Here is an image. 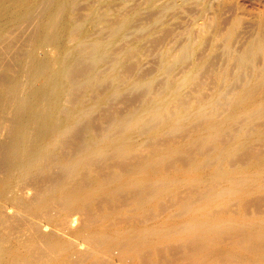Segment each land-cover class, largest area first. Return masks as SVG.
Masks as SVG:
<instances>
[{"label": "bare ground", "instance_id": "bare-ground-1", "mask_svg": "<svg viewBox=\"0 0 264 264\" xmlns=\"http://www.w3.org/2000/svg\"><path fill=\"white\" fill-rule=\"evenodd\" d=\"M105 1L0 0V264H264V58L226 110L225 74L208 97L182 95L203 58L100 134L109 100L156 80H122L142 45L115 43L138 10L109 21ZM90 24L110 38L91 42ZM260 31L230 60H258Z\"/></svg>", "mask_w": 264, "mask_h": 264}, {"label": "rangeland", "instance_id": "rangeland-1", "mask_svg": "<svg viewBox=\"0 0 264 264\" xmlns=\"http://www.w3.org/2000/svg\"><path fill=\"white\" fill-rule=\"evenodd\" d=\"M86 1L87 0H82V1L78 0L77 9H79V10H77V12L79 11V13L80 12L82 13L86 10L85 7H86V5L89 4V2H86ZM88 1H90L91 4L93 3L92 2L93 0H88ZM117 2H118V4H117ZM149 2H150L149 0H107V1L103 2V4L99 8V11H101V9H102V11H101L102 13L108 12V9H109L110 16H108V18H109L108 20L109 21L111 20L113 22L118 17L123 16L122 18H125L128 16H131V14H133L134 11L138 10V13L134 18V20H136V21L134 22V20H133V22L131 23V27L128 29V32L126 34L125 39L117 40L115 43V47H116L115 50H117V48L123 50L124 45L132 44L135 42H138L139 46L142 45V47L138 46L139 48L137 50L132 51L133 53L129 52L131 55L136 54L135 56L134 55L131 56L128 53V55L131 57H128L129 59H127L125 61V64H127V65H125L126 67L125 66L122 67V70L124 72H122V70H121V74L123 73L122 76L125 75L124 78L126 77L125 79L123 78L122 80L124 81V80H128L130 78H134L137 81H143V80H147V79L152 78V77H155L157 80V81L155 80L157 83H154L155 82L154 81L151 85H149L147 87L144 85H136V86H132V88L130 87L131 89L127 88L124 90L126 93H123L124 92L123 91L122 92L123 94L121 93L119 96L113 97L111 99V101L109 100L110 102L108 101V104L109 105L111 104V105L109 106L107 104L108 106L106 105L104 107L105 109L103 108L105 111H103V109H102L103 112L100 111L98 113V115L95 114V116H97V117L94 116L95 120L100 122L104 119V117L106 116L105 114L107 112H108V114H110V116L108 115L109 117H107L109 119V121H108V119H104V120H107V122H108V123L106 122L107 124L103 123V122H105L104 120L102 122H100V127H99V129L101 130L100 134H103L109 128L112 120L120 118L123 120V124H125V121H126L125 119H126L127 115L131 111L139 108L142 101L145 98H151V97L159 95V93H162V90H163L162 84L165 81L169 80L170 78H172V80H173V78H174V80L181 79L184 76L183 74L187 73V70H189L188 68H191L193 63L202 61L203 58H204L203 68L205 70L203 71V68H202L201 72H203V73H199L198 76L200 74H202V75L200 77L197 76L195 79L196 83L198 84V82H199L198 79L200 80V78H201L202 83L199 82L198 85L196 84L197 87L195 86V88H197V90H195V88L193 86L195 84L191 83L190 85H188L184 88V91L182 89V93L188 89L187 90L188 93L186 95H184L185 93H183L182 95L185 96V97L183 96L184 98L191 97L189 99L195 100L196 97H198L197 95H199L200 93H203V91H204L206 96H205V94H202V96L208 97V96L212 95L211 93H213L219 86H221L220 84H222V83H221V80L219 81V79H220L219 77H221L223 74H225L228 77L227 79H228V84H229L225 88V92H228V91L229 92L225 93L226 100L223 101L224 103L223 102L221 103V109L222 110H226L228 108L229 102L233 99L235 93L237 91H239L240 88H242L246 84V82H248V79L251 78L253 70L255 68H260L261 64L263 66L262 61L264 58V54L260 55L261 57L263 56L262 58L260 56L256 57V58L260 57L261 60L259 58L258 60L257 59L253 60V62L251 64H248V65H252L251 67L248 65L240 67L236 62L231 61L230 60L231 58H229V57L234 56V55H235L234 57H236L237 54L238 55L242 54L245 51V49L250 44H252L254 41H256V39H258L259 36L261 35L260 30H261L262 25L264 26V0H207L206 6H202L198 0H177V1L176 0H154V2L151 0V2L150 3ZM152 3H153V5H152ZM81 4H83L84 6H82ZM160 6H162V7H160ZM78 7H80V8H78ZM81 7H82V9H81ZM161 8H163L164 10L162 9V11H160ZM167 8H169V9H167ZM111 9H114V10H111ZM80 10H82V11H80ZM111 11H113V12H111ZM123 12H125V13H123ZM101 16L103 17V15H101ZM237 18H240V22H239L238 26L235 27L233 30L234 23H235V20ZM102 26H104V25H101V24L95 25V26H93L92 24L88 25L87 28H89L91 35H92L91 42H93L94 40L95 41L96 40H105L106 41L107 39L110 38L111 34H110L109 29L106 28V24L104 27H102ZM231 31H232V35L229 36L228 34ZM235 35H237V36H235ZM252 39H253V41H251ZM191 41L194 43H192ZM188 42H191L192 44L195 45V50H194L195 53H193L190 58L180 59L181 57L179 55H181L180 53H182L181 48H183V46H186L188 44ZM119 45H121V46L119 47ZM226 45L228 48L226 47ZM168 51H169V53H168ZM236 51L239 53H237ZM229 53L231 55H229ZM234 53H236V54H234ZM114 56H115V53H113V57ZM164 58L167 59V62L166 61H165L166 63L164 62L165 64H163ZM191 58H192V60H191ZM210 58H211V60L209 61ZM178 59H180V61ZM110 60L111 59H109V61L107 62L106 65L104 64V65L100 66L99 70L107 71V69L112 64V60L111 61ZM173 60H175V61H173ZM188 60H191V61H189L191 65L190 64L188 65V63H189ZM176 61H177V63H176ZM18 62L20 63V59L19 58L15 59L14 63L15 64L17 63L19 65ZM109 63H110V65H109ZM171 63L173 64V66ZM185 63H187V66ZM205 63H207L208 65L205 66L206 65ZM17 64H16V66H18ZM160 64H161V67H160ZM162 64H163V66H162ZM182 64H184V65H182ZM234 64H235V66H234ZM184 66H186V67H184ZM129 67L130 68L133 67L131 69V71L133 70L132 71L133 73L131 71L128 72L127 69L130 70ZM105 68H107V69H105ZM124 68H126L127 71ZM166 68H169V69L171 68V70H168V69L165 70ZM103 69H105V70H103ZM130 72H131L132 76L129 75ZM173 72H174V76L172 75ZM126 73H127V75H126ZM230 73H231V75H230ZM240 73H243L242 74L243 79L241 78L242 81L238 80V79H240L238 77H241ZM171 75L173 77H171ZM246 79H247V81H246ZM163 80H164V82H162ZM39 81L41 84L42 79H40ZM39 81H38V83H39ZM160 81L162 83H160ZM170 81H171V79H170ZM195 81H194V83H195ZM102 82H103L102 83L103 85H106V83H104L105 81H102ZM230 83L231 84L233 83L232 84L233 89L230 87L231 86ZM235 83L237 85L238 84H240V85H238V87H236ZM102 84L100 85L101 88L104 87V86H102ZM153 85H154V87L152 89ZM233 85H235V87ZM143 86L145 87L144 89H142ZM140 87L143 91L140 89ZM157 88H159V89H157ZM228 88H229V90H228ZM103 89H105V88H103ZM191 89H194V90H191ZM226 89H227V91H226ZM160 90H161V92H160ZM100 91H102V90L100 89ZM191 91H193V92H191ZM188 94H191L193 97L187 96ZM140 97H141V100H140ZM227 101H228V104L226 105ZM136 105H138V106L133 109V107ZM111 112H113L112 115H111ZM101 113H103V115H105V116H102ZM112 116H114V117L112 118ZM110 117H111V120H110ZM97 125L99 126V124H97ZM103 126H105V127H103ZM106 126H108V127H106ZM104 129H106V130H104ZM187 130H188V127H187ZM142 141H143V143H144V141H146L145 137H143ZM54 169H55V171H53V172L55 174L59 172L57 168H54ZM54 169H51V172ZM29 192H30V196H32L33 193H35V190L34 189L32 191L29 190Z\"/></svg>", "mask_w": 264, "mask_h": 264}]
</instances>
